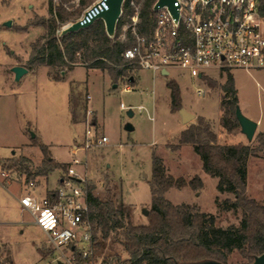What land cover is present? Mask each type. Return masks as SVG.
Listing matches in <instances>:
<instances>
[{
    "label": "rangeland",
    "instance_id": "374dc122",
    "mask_svg": "<svg viewBox=\"0 0 264 264\" xmlns=\"http://www.w3.org/2000/svg\"><path fill=\"white\" fill-rule=\"evenodd\" d=\"M94 1L83 5L82 0H63V6L68 12L79 11L80 17ZM53 2L56 6L62 0ZM49 8V0H0V262L10 254L16 264H68L59 258L60 250L34 222L33 215L19 204L30 187L40 183L57 187L64 170L56 168L47 175L28 179L25 173L6 168L12 157L24 155L28 156L33 174L38 172L44 166V157L37 141L46 144L60 162L73 166L92 186L96 200L105 205L107 225L93 227V239L81 244L94 252L96 264L126 263L130 226L148 223L153 153L162 156L168 174L187 180L199 175L204 182L200 189L171 188L166 192L169 200L175 204L190 203L214 214L219 227L239 226L240 208L226 211L216 204V198L233 200L234 195L218 191V179L203 170L202 160L191 144L175 147L183 125L181 114L171 109L166 82L175 79L179 83L183 108L196 115L185 124L186 128L203 116L218 134L220 143L257 146L256 137L264 132V68L225 71L208 68L205 72L216 83L214 86L206 77L192 76L189 70L180 67H171L170 75L156 72L155 77L154 72L143 70L132 84L127 77L113 81L108 72L81 64L63 71L54 69L53 75L61 76V80L51 79L50 68L43 66L29 70L17 81L13 67L27 63L32 44L46 31L39 22L50 16ZM10 20L12 23L7 26L5 23ZM74 20L76 16L61 29ZM139 72L132 71L134 76ZM228 75L234 77L241 111L258 122L253 140L241 131L229 134L221 124L224 95L221 85ZM127 84L130 90H124ZM199 87L203 88V94L198 93ZM73 90L80 98L78 123H73L71 116ZM130 110L133 116L129 115ZM89 123H95L96 135H107L109 141L103 146L79 150L76 156L80 162L74 163L73 146L84 144ZM128 124L134 129L127 130ZM247 170V194L264 201L263 153L249 157ZM144 209L149 211L147 215ZM78 232L83 236L82 228ZM247 262L239 250H234L227 259V264Z\"/></svg>",
    "mask_w": 264,
    "mask_h": 264
},
{
    "label": "trees",
    "instance_id": "16d2710c",
    "mask_svg": "<svg viewBox=\"0 0 264 264\" xmlns=\"http://www.w3.org/2000/svg\"><path fill=\"white\" fill-rule=\"evenodd\" d=\"M49 1L50 16L41 18L39 22L44 25L46 31L32 44L25 67L29 70L49 67L48 76L61 80V76L53 75L54 69L63 71L65 68L72 69L74 65L81 64L89 69L97 68L108 72L113 81L127 77L130 83L136 82L137 78L132 73L135 66L130 65L123 57V52L132 45L133 39L129 31L124 39L119 38L123 25L133 13L132 9L127 8V4L123 6L115 36L111 37L107 34L102 19L85 28L62 34V25L74 16L79 18L80 12H68L63 6V0L56 6L53 0ZM155 1L144 0L142 4L139 30L143 33H147L154 24ZM89 2L90 0H82L83 5ZM261 6L264 13V0ZM207 80L211 85H216L209 78ZM166 85L170 89L171 109L179 112L183 107L180 85L175 79H168ZM221 86L224 91L221 124L229 134L238 133L241 126L235 112L239 100L234 77L228 75ZM70 104L72 121L78 123L80 98L74 90ZM84 109H87L86 105ZM256 140L257 146L243 142L220 143L211 124L203 116H199L197 122L191 123L181 132L179 141L175 144L177 149L184 144H191L202 160L203 170L218 179V191L234 195L233 200L216 198V204L222 210H242L240 225L226 228L216 225L214 214L203 212L190 203L175 204L166 197V192L173 187L189 186L192 189H200L204 182L199 175L187 180L183 176L168 174L162 156L153 153L148 223L130 226L127 246L129 259L123 264H186L207 260L227 264L228 256L234 250H239L247 258V263H250L255 256L263 253L264 201L259 202L247 194V162L249 157L258 156L260 153H263L264 157V132H260ZM37 143L44 157V166L38 172L33 174L28 165L29 159L24 155L12 157L6 163V168H15L18 172L25 173L28 179L35 175H47L56 168L68 170L69 163L56 161L46 144L39 141ZM86 186L89 202L86 218L93 227L107 225L105 205L96 200L92 186L87 183ZM76 258L77 263L82 264L79 252H76ZM0 264L16 263L14 258L7 254Z\"/></svg>",
    "mask_w": 264,
    "mask_h": 264
},
{
    "label": "built area",
    "instance_id": "2783aa9c",
    "mask_svg": "<svg viewBox=\"0 0 264 264\" xmlns=\"http://www.w3.org/2000/svg\"><path fill=\"white\" fill-rule=\"evenodd\" d=\"M157 1L153 4L154 24L143 33L139 30V22L144 0H124L123 6L127 4L133 13L123 25L119 38L124 39L128 31L131 34L133 43L123 52V57L135 66L133 70L170 75L171 67H180L189 70L192 76L210 78L205 70L211 67L222 71L264 68L262 0H175L177 16L168 5L154 9ZM100 2L103 5L93 10ZM104 7H107L104 0H95L85 11H90L87 19L96 16ZM85 12L66 26L83 20ZM130 89V84L124 87V90ZM197 91L204 93L201 87ZM87 98L91 95L87 94ZM121 106L126 107L124 103ZM94 128L95 123H89L84 144L73 146L74 163L80 162L76 156L79 150L103 146L109 141L107 135H96ZM51 192L42 198L25 194L20 204L60 250V259L78 264L76 252H79L82 264H96L94 252L81 246L94 236L93 226L86 218L89 202L85 179L69 166ZM79 228L83 229V236L79 235Z\"/></svg>",
    "mask_w": 264,
    "mask_h": 264
},
{
    "label": "water",
    "instance_id": "95a60500",
    "mask_svg": "<svg viewBox=\"0 0 264 264\" xmlns=\"http://www.w3.org/2000/svg\"><path fill=\"white\" fill-rule=\"evenodd\" d=\"M106 3V8L104 7L102 10L99 11V13L92 17L90 20L87 19V17L90 14V11L85 12V18L83 20H78L73 22L72 24L64 27L62 29V34H66L68 32L77 31L81 28H85L87 26H90L94 23L96 19H102L105 24L106 32L109 36L114 37L116 33L117 24L120 20V17L122 15L123 11V4L124 0H104ZM175 0H158L157 3L154 5V9H157L160 6L168 5L170 9L173 11L174 15L177 16V7L174 5ZM100 5H103V2H100L99 4H96L94 9L99 8ZM11 20L6 22L5 24L7 26L11 25ZM13 71L15 72L16 80L19 81L24 74L29 72V69L22 65H16L13 67ZM166 73V72H163ZM133 78H131L132 80ZM117 84H115V87ZM236 117L240 123L241 126V132L244 133L249 140H253L256 130L258 128V122L249 118L246 116L242 111L239 105L236 107ZM179 113L181 114V118L183 123L187 124L188 122L195 119L196 115L189 112L185 108H180ZM133 111H129V115L133 116ZM126 129L131 131L134 129V127L131 124H128L126 126ZM35 136L34 134L32 135ZM149 211L147 209H144V214H148ZM61 264V263H60ZM186 264H223L216 260H207L202 262H192V263H186ZM247 264H264V252L255 256L254 260Z\"/></svg>",
    "mask_w": 264,
    "mask_h": 264
},
{
    "label": "crops",
    "instance_id": "0c3cea01",
    "mask_svg": "<svg viewBox=\"0 0 264 264\" xmlns=\"http://www.w3.org/2000/svg\"><path fill=\"white\" fill-rule=\"evenodd\" d=\"M143 70H140V72H139V74L136 76V78H137V80L141 77V72H142ZM162 75H167V73H161ZM155 73H154V77H155ZM167 77H169V76H166V78ZM136 80V81H137ZM170 90V89H169ZM90 107V106H89ZM90 111H93L91 108L89 109ZM97 117V116H96ZM97 123H98V118H97V121H96ZM181 122H182V125H183V130L184 129H186V126H185V123H183V121H182V118H181ZM182 130V131H183ZM51 154H52V157L56 160V161H58V162H60L54 155H53V153L51 152ZM28 157V156H27ZM61 176V175H60ZM60 176H59V178H60ZM59 178H58V180H59ZM56 187H49L48 185H45V184H39L38 186H33V187H30V189L28 190V193H30V194H32V195H35V196H37L38 198H42L43 196H45L46 194H48V192H50V191H52V190H54ZM28 193H26V194H28ZM25 195V194H24ZM22 197V196H21ZM21 199V198H20ZM20 199H19V204H20ZM20 206H21V204H20ZM22 207V206H21ZM22 209H24V208H22ZM25 210V209H24ZM26 211H28V210H26ZM146 223V222H145Z\"/></svg>",
    "mask_w": 264,
    "mask_h": 264
}]
</instances>
